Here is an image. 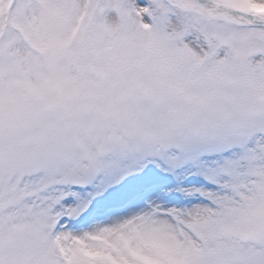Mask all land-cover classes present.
Instances as JSON below:
<instances>
[{"label":"snow or ice","instance_id":"6c2138e0","mask_svg":"<svg viewBox=\"0 0 264 264\" xmlns=\"http://www.w3.org/2000/svg\"><path fill=\"white\" fill-rule=\"evenodd\" d=\"M0 264H264V0H0Z\"/></svg>","mask_w":264,"mask_h":264}]
</instances>
